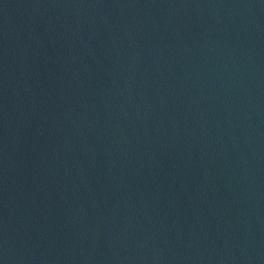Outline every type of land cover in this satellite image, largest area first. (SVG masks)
<instances>
[{"label":"water","instance_id":"water-1","mask_svg":"<svg viewBox=\"0 0 264 264\" xmlns=\"http://www.w3.org/2000/svg\"><path fill=\"white\" fill-rule=\"evenodd\" d=\"M0 264H264V0H0Z\"/></svg>","mask_w":264,"mask_h":264}]
</instances>
